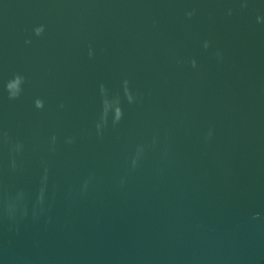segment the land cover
I'll return each mask as SVG.
<instances>
[{"label": "water", "instance_id": "water-1", "mask_svg": "<svg viewBox=\"0 0 264 264\" xmlns=\"http://www.w3.org/2000/svg\"><path fill=\"white\" fill-rule=\"evenodd\" d=\"M0 264H264V0H0Z\"/></svg>", "mask_w": 264, "mask_h": 264}]
</instances>
